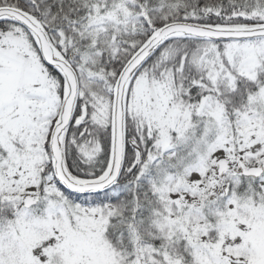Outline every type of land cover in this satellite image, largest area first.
Returning a JSON list of instances; mask_svg holds the SVG:
<instances>
[{
    "label": "snow or ice",
    "instance_id": "6c2138e0",
    "mask_svg": "<svg viewBox=\"0 0 264 264\" xmlns=\"http://www.w3.org/2000/svg\"><path fill=\"white\" fill-rule=\"evenodd\" d=\"M0 264H264V0H0Z\"/></svg>",
    "mask_w": 264,
    "mask_h": 264
}]
</instances>
